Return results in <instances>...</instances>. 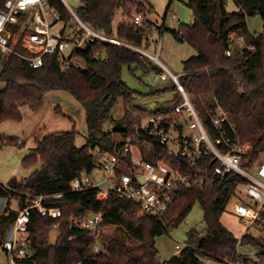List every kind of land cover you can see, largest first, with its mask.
<instances>
[{"label":"trees","instance_id":"trees-1","mask_svg":"<svg viewBox=\"0 0 264 264\" xmlns=\"http://www.w3.org/2000/svg\"><path fill=\"white\" fill-rule=\"evenodd\" d=\"M4 1L0 0V9L4 7ZM48 1L59 9L64 22H68L64 3ZM234 2L238 6L236 11L227 9L226 0H186L193 20L189 24L179 23V29L173 33L197 51L184 60L179 79L191 95L207 129H211L207 112L216 99L227 111L238 138L251 145L248 158L251 164L264 154V24L263 31L255 36L249 32L246 19L259 14L264 23V0ZM118 9L126 19L114 29L113 19ZM133 9L144 15L151 7L146 6L144 0H81L76 13L91 28L141 46L148 42L147 34L151 28L146 18L142 25L134 22ZM230 32H235L243 41L231 43ZM11 48L12 51L0 56V78L6 83L0 91V122L21 121V105L27 104L37 110L45 92L58 89L70 93L81 104L87 128L83 146L75 144V128L52 132L37 140L32 152L22 158L21 165L30 168L39 163V168L24 180L12 177L6 184H0V197L16 199L18 207L29 202L28 195H46L48 197L42 202L62 211V217L57 220L41 215L35 208L30 210L27 228L32 254L29 262L160 264L155 238L177 227L198 202L203 210L205 233L201 235L197 229L190 228L187 241L195 245L199 255L207 256L212 262L240 261L239 244H249L257 249L259 261L264 264V238L245 232L239 240L221 221L226 204L234 196L237 185L245 179L236 173L216 177L212 173L211 159L205 162V172L195 182L176 193L161 219L138 215V204L130 199L109 195L106 200H99L95 189L71 190L70 181L74 177L90 174L96 168L89 147L110 150L115 137L127 136L142 117L172 107H156L149 112L133 105L135 91L121 79L124 64L130 69L135 65L145 73H159L161 68L157 64L142 60L127 46L103 41L74 51L72 56L76 64L66 66L56 54H44L42 65L33 67L24 57L33 54L20 41ZM229 48L233 53L226 56L225 51ZM119 99L123 102L124 114L120 119L112 120L111 129L106 131L103 124ZM18 139L7 136L3 143L22 144L23 141L17 142ZM145 158L152 159L148 155ZM98 211L104 212L99 229L112 225L115 232L108 241L102 242L103 250L94 253L90 247L95 234L79 226L70 228L68 220ZM260 214L264 221V210ZM15 215L16 210L7 215L0 214V249L5 230ZM57 221L52 242L49 235ZM168 264L203 262L189 249L172 255Z\"/></svg>","mask_w":264,"mask_h":264},{"label":"built area","instance_id":"built-area-1","mask_svg":"<svg viewBox=\"0 0 264 264\" xmlns=\"http://www.w3.org/2000/svg\"><path fill=\"white\" fill-rule=\"evenodd\" d=\"M44 6L49 7V14L55 21H64L59 9L48 0L4 1V7L0 9V49L3 53L12 51L11 45L20 41L33 54L24 56L29 65L39 67L44 54H56L61 64L66 66L76 64L73 52L86 49L90 43L103 41L124 45L136 51L144 61L155 60L161 68L159 73H155L156 78L171 80L181 97V101L172 104L167 111L142 117L127 136H117L110 150L89 147L88 152L96 167L106 172L104 179L108 181V186L99 187V183L92 182L89 174H82L70 181L71 190L95 189L99 200H106L109 195L130 199L138 204V215L161 219L176 193L195 182L205 172V162L211 159L212 173L216 177L236 173L245 179L243 183L247 197L234 203L235 214L248 226L263 222L260 213L264 210V155L249 164L248 148L241 144L227 111L216 99L207 112L211 126L208 130L179 79L181 74L173 73L157 55L149 53L142 46L91 28L66 5L69 20L64 22L65 27L59 34L53 33L42 11ZM144 19L143 14L134 13L136 24L142 25ZM228 39L231 43L243 41L235 32H230ZM232 53V48L225 51L226 56ZM146 155L152 159L145 158ZM28 197L29 202L18 208L10 225L11 232L2 241V249L10 264H32L28 261L32 248L27 228L32 208L43 216L57 220L62 217L59 207L42 202L48 196ZM103 221L104 212L98 211L82 218L70 217L68 225L70 228L79 226L93 232L95 235L90 250L99 253L103 250V241L99 239V225ZM57 226L58 221L54 223L53 229L56 230ZM250 247L252 252H256L253 246ZM189 249L202 259L203 264L212 262L207 256L199 255L195 245L187 240L175 244L174 255ZM168 260L160 264H168ZM232 264L246 263L234 261Z\"/></svg>","mask_w":264,"mask_h":264},{"label":"rangeland","instance_id":"rangeland-1","mask_svg":"<svg viewBox=\"0 0 264 264\" xmlns=\"http://www.w3.org/2000/svg\"><path fill=\"white\" fill-rule=\"evenodd\" d=\"M66 7L77 12L81 5V0H62ZM150 10L144 12L145 18L150 25V31L147 34L148 42L141 46L151 54L157 55L158 59L173 73L181 74L183 72V62L190 55H195L197 51L186 41L178 40L173 31L179 29V23L189 24L193 20L191 9L185 3L186 0H144ZM226 7L229 11L238 9L234 0H226ZM47 17L50 29L53 33L59 34L65 27L64 21H55L49 14V7L42 8ZM133 15L135 13L133 9ZM173 14H176L173 17ZM122 10L118 9L113 19V27L116 29L120 23L125 21ZM247 28L253 35H259L263 31V20L259 14L250 15L246 19ZM73 23V22H72ZM69 28V25H66ZM156 64V61L152 59ZM121 79L132 90L135 95L131 101L146 111H152L156 107H164L181 101L180 94L173 86L171 80H161L156 78L155 72H143L140 68L131 65V69L124 64L121 69ZM6 86L4 80L0 78V91ZM191 96V95H190ZM22 113L21 121H3L0 123V184L16 177L18 180H24L34 170L39 168V163L30 168H24L21 160L24 156L32 152L36 141L45 135L58 131H69L75 128V144L83 146L86 144L87 128L85 112L81 104L74 97L64 90H49L45 92L39 109L33 110L27 104L20 106ZM125 108L121 99L118 100L112 109L109 117L103 124L104 130L111 129L112 120L120 119L124 114ZM7 136L22 138V144H3ZM117 139V136L115 137ZM248 148V157L251 151L249 142L241 141ZM264 155V154H263ZM255 162V161H253ZM252 162V163H253ZM93 183L99 187H107L108 181L104 179L106 172L98 166L89 174ZM245 184L237 185L234 196L226 204L224 212L221 215L222 223L239 239L244 232L252 234L253 237L262 236L264 238V221L248 226L233 211L235 202L246 198ZM2 198V197H0ZM28 199L30 197H27ZM0 214L7 215L11 210H18L16 199L3 198ZM190 228L197 229L200 234L205 233V221L201 205L196 202L185 219L169 232L155 238V247L157 249V259L159 262L168 260L176 253L175 244L187 240V231ZM10 231V226L5 230V237ZM11 232V231H10ZM115 232V226H103L99 232V239L108 241ZM55 229L51 230L50 241L55 239ZM4 240V239H3ZM251 245L239 244L238 252L242 255L239 263L261 264L256 252L251 251ZM211 262L209 264H232ZM0 264H10L9 258L3 249H0Z\"/></svg>","mask_w":264,"mask_h":264},{"label":"crops","instance_id":"crops-1","mask_svg":"<svg viewBox=\"0 0 264 264\" xmlns=\"http://www.w3.org/2000/svg\"><path fill=\"white\" fill-rule=\"evenodd\" d=\"M4 54H5V53H3V55H4ZM190 56H192V55H190ZM190 56H189V57H190ZM157 57H158V56H157ZM187 58H188V57H187ZM2 122H3V121H2ZM0 123H1V122H0ZM18 138H19V137H18ZM19 139L22 140V141L24 142V140H23L22 138H19ZM23 142H22V143H23ZM3 200H4L3 198H0V201H2V202H1V206H2V204H3Z\"/></svg>","mask_w":264,"mask_h":264},{"label":"water","instance_id":"water-1","mask_svg":"<svg viewBox=\"0 0 264 264\" xmlns=\"http://www.w3.org/2000/svg\"><path fill=\"white\" fill-rule=\"evenodd\" d=\"M3 55V52H2V50L0 49V56H2Z\"/></svg>","mask_w":264,"mask_h":264}]
</instances>
